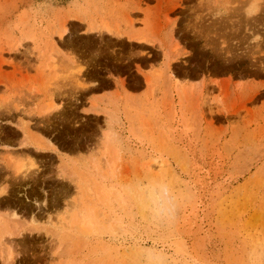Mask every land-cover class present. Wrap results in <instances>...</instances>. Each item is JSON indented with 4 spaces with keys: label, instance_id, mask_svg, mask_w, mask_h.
Instances as JSON below:
<instances>
[{
    "label": "rangeland",
    "instance_id": "obj_1",
    "mask_svg": "<svg viewBox=\"0 0 264 264\" xmlns=\"http://www.w3.org/2000/svg\"><path fill=\"white\" fill-rule=\"evenodd\" d=\"M257 82L264 0H0V264H264Z\"/></svg>",
    "mask_w": 264,
    "mask_h": 264
},
{
    "label": "crops",
    "instance_id": "obj_2",
    "mask_svg": "<svg viewBox=\"0 0 264 264\" xmlns=\"http://www.w3.org/2000/svg\"><path fill=\"white\" fill-rule=\"evenodd\" d=\"M158 4H154L152 11H154L155 13H150V14H144L140 19H139V27L138 30H140L143 34L145 33V27L149 24H151L152 26H154L159 20H161L162 15H157L158 12ZM163 12H167V11H163ZM169 12V10H168ZM149 70V69H147ZM40 69H37V72H35V76L40 72ZM152 72V71H150ZM86 75V74H85ZM39 81H41V78H37ZM83 79V78H82ZM90 79H92V77H88L87 78V82H85L84 84L87 85L86 88L81 89L83 90V92H89V95L85 98L82 97V103L81 105H86V110L89 114L91 113H95L94 108L95 107H99L102 108L104 106H111V102L114 100L115 96H116V92L122 89V85L120 83H117L115 81H109L107 87L102 86L101 84H97V82H93ZM39 81H37V83H39ZM97 81V80H96ZM63 81H59L57 84L62 83ZM57 84L54 87H57ZM37 89H38V93H40L39 95H41V97L38 99V104H36V107H42L43 105H45V103L48 101V99L50 98V96H53V100L54 102L59 105L61 107V103H63L65 101V96H61L59 91H52V90H48V88L45 86V84L42 85H36ZM244 85H243V93H244ZM249 88V95L248 98L244 101H247L251 96H255V95H260L261 93H264V85L260 84V83H251L250 85H248ZM53 92V93H52ZM45 96V98L43 97ZM246 97V94L243 95V98ZM264 104V103H263ZM101 114V113H100ZM53 142V141H51ZM54 143V142H53ZM56 146L57 144L54 143ZM28 149L30 151H32L33 154H39V155H44V154H51L53 156H55L56 158L60 159V162L62 164V161L65 160V157H75L76 154L72 151H61L60 148L59 151L60 152H53V151H45V152H38L37 148L35 146L29 145Z\"/></svg>",
    "mask_w": 264,
    "mask_h": 264
},
{
    "label": "bare ground",
    "instance_id": "obj_3",
    "mask_svg": "<svg viewBox=\"0 0 264 264\" xmlns=\"http://www.w3.org/2000/svg\"><path fill=\"white\" fill-rule=\"evenodd\" d=\"M104 28L107 30V32H110L111 31V29H110V27L108 26V24L107 23H104ZM93 27V24H91L90 23V28H92ZM94 28V27H93ZM92 28V29H93ZM35 144H34V146L37 148V151L39 152V151H43V152H45V151H49V150H51V151H53V150H58V148L53 144V142H51L50 140L49 141H47L46 143L45 142H34ZM29 145V144H28ZM25 147H27V145L25 146ZM24 148V147H23ZM31 168H29V167H27L25 164H22V163H16L15 165H14V167H13V172L17 175H22V176H28V174H31ZM32 172H34V171H32ZM79 177V176H78ZM83 178V177H82ZM79 181V180H78ZM77 181V182H78ZM88 183V182H87ZM86 183V184H87ZM81 185L82 186H85V183L83 182V180L81 181ZM87 187H89V185L88 186H86L85 187V190H86V193H87V197H89V198H91L92 196H93V193H92V188H91V186L89 187V188H87ZM7 191H4V193H6ZM85 195V194H84ZM83 217H82V221H81V225H84V224H86L88 221H87V219H88V217H86V216H84V215H82ZM13 219H17L18 218V215L17 214H13V216H11ZM2 226V225H1ZM11 228V227H10ZM11 233V232H10ZM0 239H1V237H2V230H0ZM3 253V252H2ZM7 253V252H6ZM8 254V258H10L11 257V252H8L7 253ZM3 257V256H2ZM4 259H7V258H4ZM10 262V261H9Z\"/></svg>",
    "mask_w": 264,
    "mask_h": 264
}]
</instances>
